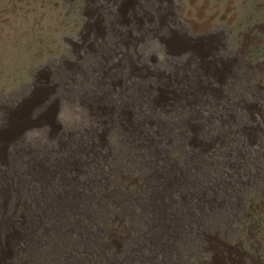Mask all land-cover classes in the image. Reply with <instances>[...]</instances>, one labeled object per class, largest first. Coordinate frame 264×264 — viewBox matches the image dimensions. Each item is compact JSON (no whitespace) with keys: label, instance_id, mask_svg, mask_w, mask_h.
<instances>
[{"label":"rangeland","instance_id":"rangeland-1","mask_svg":"<svg viewBox=\"0 0 264 264\" xmlns=\"http://www.w3.org/2000/svg\"><path fill=\"white\" fill-rule=\"evenodd\" d=\"M0 264H264V0H0Z\"/></svg>","mask_w":264,"mask_h":264},{"label":"bare ground","instance_id":"bare-ground-1","mask_svg":"<svg viewBox=\"0 0 264 264\" xmlns=\"http://www.w3.org/2000/svg\"><path fill=\"white\" fill-rule=\"evenodd\" d=\"M13 200V199H12ZM60 211V210H59ZM7 212V211H6Z\"/></svg>","mask_w":264,"mask_h":264}]
</instances>
